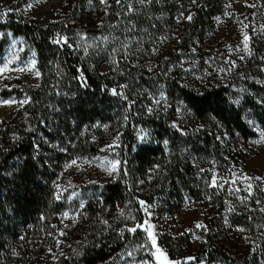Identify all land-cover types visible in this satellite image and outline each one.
I'll return each mask as SVG.
<instances>
[{
	"label": "trees",
	"instance_id": "16d2710c",
	"mask_svg": "<svg viewBox=\"0 0 264 264\" xmlns=\"http://www.w3.org/2000/svg\"><path fill=\"white\" fill-rule=\"evenodd\" d=\"M130 2L66 0L45 27L23 20L16 12L0 10V30H10L31 43L40 72L39 84L27 89L28 102L2 122L0 264H37L35 251L42 249L44 231L61 209L54 197V180L61 163L69 151L96 153L90 138L104 141L110 128L117 127L120 132L121 177L105 185L97 202L86 204L91 218L96 219L105 208L118 210L128 205L143 221L148 218L144 203H159L162 211L173 213L181 208L185 197L202 196L194 183L190 154L211 156L214 142L207 135L179 133L170 124L173 102L165 117L150 118L144 109L139 111L138 89L152 87L159 79L167 87L168 97L183 102L197 119H214L245 139L255 135L243 120L245 108L264 128V86L248 83L255 97H244L236 105L226 86L198 93L156 72L150 75L145 68L149 56L137 60L135 67L119 61V65L107 67V30L108 36L116 39L118 31H132L133 26L143 31V40L147 34L155 37L178 26V44L184 49L201 38L211 18L222 11L223 0ZM91 6L99 12L92 13ZM182 13L187 17L180 20ZM138 128L147 129V140L137 141ZM259 192L260 201H252V207L237 205L234 217L237 225L256 233L255 252L239 259L218 249H200L193 255L196 261L221 258L264 264V185ZM219 202L226 210L223 197ZM98 226L79 255L62 264H107L109 257L131 241L126 234ZM142 234L144 250L154 263L152 238ZM165 248L174 257L171 249Z\"/></svg>",
	"mask_w": 264,
	"mask_h": 264
},
{
	"label": "rangeland",
	"instance_id": "374dc122",
	"mask_svg": "<svg viewBox=\"0 0 264 264\" xmlns=\"http://www.w3.org/2000/svg\"><path fill=\"white\" fill-rule=\"evenodd\" d=\"M65 1L0 0V10L16 12L23 20L45 27ZM122 1L126 0H119ZM222 7L201 38L184 49L178 44V26L155 37L147 34L143 40V31L133 26L132 31L116 30V39L110 38L107 30V67L119 62L135 67L137 60L149 56L145 68L150 75L156 72L198 93L226 86L236 105L244 97H255L247 84L264 86V0H223ZM95 11L99 12V8L91 6V12ZM184 16L186 19L187 15L182 13L180 20ZM36 63L35 51L27 39L10 30H0V134L2 122L28 102L27 89L39 84ZM161 84L158 79L154 86L136 91L137 109H144L150 118L165 117L173 102L175 111L170 124L179 133L207 135L214 142L215 152L211 156L190 154L194 183L202 196L185 197L181 208L173 213L162 211L159 203L142 202L148 216L143 221L128 205L118 210L105 208L101 214L97 213L96 219L91 218L86 204L97 202L105 185L121 177L120 132L117 127L110 128L106 140L98 143L100 138H90L98 149L96 153L69 151L61 163L54 180V197L61 209L44 231L42 249L35 251L37 264L71 263L88 238L95 236V225L131 238L107 259V264H252L221 258L196 261L193 255L200 249H218L245 259L255 252L256 233L237 225L234 217L237 205L252 207V201H260L259 191L264 185V128L247 108L243 120L255 135L246 139L227 131L214 119L199 120L183 102L169 98L167 87ZM147 135V129H137L138 142L147 140ZM221 197L226 210L221 208ZM132 228H136L134 233L129 231ZM143 232L152 238L154 263L144 250ZM165 247L171 249L174 257L169 256Z\"/></svg>",
	"mask_w": 264,
	"mask_h": 264
},
{
	"label": "snow or ice",
	"instance_id": "6c2138e0",
	"mask_svg": "<svg viewBox=\"0 0 264 264\" xmlns=\"http://www.w3.org/2000/svg\"><path fill=\"white\" fill-rule=\"evenodd\" d=\"M118 2H119V0H118ZM141 2H143V0H141ZM188 19H191V17H188ZM248 39V37L246 36L245 37V40H247ZM37 75H39V73H37ZM213 183H214V181H213ZM199 226V225H198ZM129 231H131V232H135L136 231V228H132V229H129ZM149 235H151V233H149ZM153 245H155V240H154V238H153ZM157 251H159V249H157ZM153 255H155V253H153ZM177 264H178V262H177Z\"/></svg>",
	"mask_w": 264,
	"mask_h": 264
}]
</instances>
